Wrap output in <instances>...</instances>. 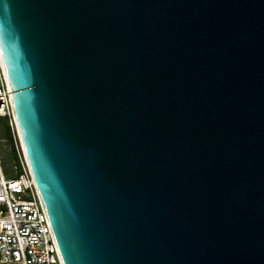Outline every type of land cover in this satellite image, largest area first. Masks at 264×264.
I'll return each instance as SVG.
<instances>
[{"label":"water","instance_id":"1","mask_svg":"<svg viewBox=\"0 0 264 264\" xmlns=\"http://www.w3.org/2000/svg\"><path fill=\"white\" fill-rule=\"evenodd\" d=\"M0 46L63 264H264V0H0Z\"/></svg>","mask_w":264,"mask_h":264},{"label":"built area","instance_id":"2","mask_svg":"<svg viewBox=\"0 0 264 264\" xmlns=\"http://www.w3.org/2000/svg\"><path fill=\"white\" fill-rule=\"evenodd\" d=\"M0 116L8 119L21 172L0 168V264H63L49 214L24 149L14 90L0 46Z\"/></svg>","mask_w":264,"mask_h":264},{"label":"rangeland","instance_id":"3","mask_svg":"<svg viewBox=\"0 0 264 264\" xmlns=\"http://www.w3.org/2000/svg\"><path fill=\"white\" fill-rule=\"evenodd\" d=\"M16 163L14 161L10 147L5 139H0V168L6 178L16 175Z\"/></svg>","mask_w":264,"mask_h":264},{"label":"trees","instance_id":"4","mask_svg":"<svg viewBox=\"0 0 264 264\" xmlns=\"http://www.w3.org/2000/svg\"><path fill=\"white\" fill-rule=\"evenodd\" d=\"M3 138L6 140L8 143L10 150L12 152L14 161L16 163V177L20 172H21V167H20V162L18 159V154H17V148H16V141L13 137L8 119L6 117H1L0 116V139ZM13 178V177H12Z\"/></svg>","mask_w":264,"mask_h":264}]
</instances>
